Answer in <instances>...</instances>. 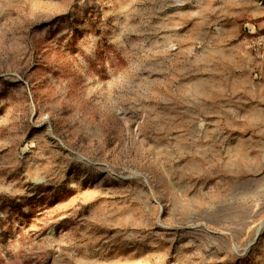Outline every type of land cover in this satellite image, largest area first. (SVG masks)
<instances>
[{
    "label": "rangeland",
    "instance_id": "obj_1",
    "mask_svg": "<svg viewBox=\"0 0 264 264\" xmlns=\"http://www.w3.org/2000/svg\"><path fill=\"white\" fill-rule=\"evenodd\" d=\"M0 264H264V0H0Z\"/></svg>",
    "mask_w": 264,
    "mask_h": 264
}]
</instances>
